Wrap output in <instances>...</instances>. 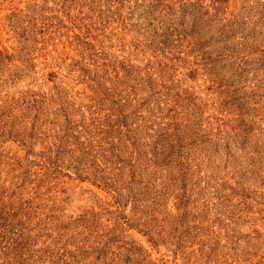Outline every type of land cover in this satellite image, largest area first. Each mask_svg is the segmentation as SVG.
<instances>
[{
    "label": "rangeland",
    "instance_id": "374dc122",
    "mask_svg": "<svg viewBox=\"0 0 264 264\" xmlns=\"http://www.w3.org/2000/svg\"><path fill=\"white\" fill-rule=\"evenodd\" d=\"M0 264H264V0H0Z\"/></svg>",
    "mask_w": 264,
    "mask_h": 264
}]
</instances>
